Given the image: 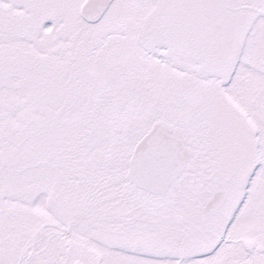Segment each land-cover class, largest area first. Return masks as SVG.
<instances>
[{
	"label": "snow or ice",
	"instance_id": "obj_1",
	"mask_svg": "<svg viewBox=\"0 0 264 264\" xmlns=\"http://www.w3.org/2000/svg\"><path fill=\"white\" fill-rule=\"evenodd\" d=\"M0 264H264V0H0Z\"/></svg>",
	"mask_w": 264,
	"mask_h": 264
}]
</instances>
